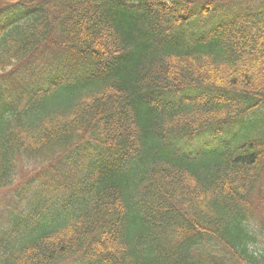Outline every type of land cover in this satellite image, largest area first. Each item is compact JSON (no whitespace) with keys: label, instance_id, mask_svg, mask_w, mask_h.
<instances>
[{"label":"trees","instance_id":"obj_1","mask_svg":"<svg viewBox=\"0 0 264 264\" xmlns=\"http://www.w3.org/2000/svg\"><path fill=\"white\" fill-rule=\"evenodd\" d=\"M0 264H264V0H0Z\"/></svg>","mask_w":264,"mask_h":264},{"label":"rangeland","instance_id":"obj_2","mask_svg":"<svg viewBox=\"0 0 264 264\" xmlns=\"http://www.w3.org/2000/svg\"><path fill=\"white\" fill-rule=\"evenodd\" d=\"M29 163H33L34 164V162L33 161H28ZM36 163H38V161H36Z\"/></svg>","mask_w":264,"mask_h":264}]
</instances>
